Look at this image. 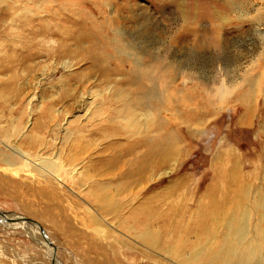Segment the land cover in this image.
Listing matches in <instances>:
<instances>
[{"label":"rangeland","instance_id":"obj_1","mask_svg":"<svg viewBox=\"0 0 264 264\" xmlns=\"http://www.w3.org/2000/svg\"><path fill=\"white\" fill-rule=\"evenodd\" d=\"M0 9V264H235L250 253L246 264H264V0H0ZM117 33L138 50L91 53L98 36L114 43ZM139 83L157 92L151 133L109 123V110L103 126L85 119L88 106L110 108L115 91ZM18 152L62 153L61 163L76 153L86 180L111 177L126 193L96 205L93 182L22 168ZM145 227L155 246L138 237Z\"/></svg>","mask_w":264,"mask_h":264},{"label":"bare ground","instance_id":"obj_2","mask_svg":"<svg viewBox=\"0 0 264 264\" xmlns=\"http://www.w3.org/2000/svg\"><path fill=\"white\" fill-rule=\"evenodd\" d=\"M5 9V8H4ZM8 9V8H7ZM16 8H13V11H12V14H14L15 18H16V15L18 14V11L17 10H14ZM25 9V8H24ZM24 9H22V12L24 11ZM4 11V10H3ZM28 11V10H27ZM26 9H25V12L27 13ZM11 12V11H10ZM31 12V11H30ZM29 14H32L30 13ZM0 13H1V9H0ZM11 14V15H12ZM10 15V16H11ZM13 16V17H14ZM87 17V19L90 18V25L93 24V21L91 20L92 17H90L88 14L84 15ZM28 17V16H27ZM12 18V17H11ZM13 22V21H12ZM84 22V21H83ZM89 22V21H88ZM14 23V22H13ZM82 23V21H81ZM139 23V22H138ZM1 24V23H0ZM82 25V24H81ZM84 25V24H83ZM95 25V24H94ZM102 26V25H101ZM82 27V26H81ZM44 28L46 29H50L52 28V25L51 24H47V23H44ZM65 28V27H64ZM79 28V27H78ZM87 28V26H86ZM102 28V27H100ZM99 28V29H100ZM117 28V27H116ZM3 29V28H2ZM45 29V30H46ZM91 29H94L93 26H91ZM4 30V29H3ZM53 30H60V27H59V23L58 25L56 24H53ZM87 30V29H86ZM85 30V31H86ZM98 30V29H97ZM101 30V29H100ZM114 30V29H113ZM117 31V30H116ZM120 30H118L117 32H119ZM6 32V31H5ZM15 32V31H14ZM60 32V31H59ZM62 32V31H61ZM60 32V33H61ZM66 32V31H65ZM89 32V31H88ZM116 33V32H115ZM4 32L1 30L0 31V71H2L4 69V67H2V65L4 64L2 60V58L4 57V54L2 52V50L4 49V41L6 42V40H4ZM68 35V34H67ZM70 35V34H69ZM103 35V34H101ZM117 35V36H116ZM116 38H115V41L114 43H111L109 41L108 38H105L104 36H98L97 38L100 40L101 42V45L99 47H93V46H90L91 47V50H92V54H95V55H99V54H102V50H107V51H113L114 53H118L120 51H123V50H126V49H129L128 52H134L136 49L138 50L139 47H135L132 45V42H128L130 39L128 38L126 40L123 39L124 36H122L121 34H116ZM141 35V34H140ZM83 36V35H82ZM84 37V36H83ZM95 37V36H94ZM89 38V37H88ZM92 38V37H90ZM6 39V38H5ZM82 40V39H81ZM8 45H6L7 47H11L12 48V51L13 49H16V45H17V40H16V36L12 33H9V36H8V40H7ZM95 42V41H94ZM82 43V42H81ZM89 43V42H88ZM91 43V42H90ZM151 43V42H150ZM158 45V44H157ZM80 46V45H79ZM82 47V46H81ZM146 47V46H145ZM146 49H148L146 47ZM8 50V49H7ZM82 50H83V47H82ZM89 50V49H88ZM90 50V51H91ZM97 50V52L95 51ZM147 51V50H146ZM158 51V50H157ZM136 52V51H135ZM139 52H140V49H139ZM9 54V53H8ZM89 55V56H92ZM105 54V53H104ZM120 54V53H119ZM133 54V53H132ZM140 54V53H139ZM142 54V53H141ZM140 54V55H141ZM147 54V53H146ZM153 54V53H152ZM103 55V54H102ZM109 55V54H108ZM145 55V54H144ZM120 56V55H119ZM154 56V55H152ZM97 57V56H96ZM102 57V56H101ZM109 57V56H108ZM103 58V57H102ZM151 58V57H150ZM154 58V57H152ZM102 60V59H101ZM117 60V59H116ZM19 61V60H18ZM103 61V60H102ZM16 62V59H15V55H11V58H10V61L9 63L12 64ZM90 62V61H89ZM109 62V61H108ZM116 62V61H115ZM7 63V62H6ZM139 63V62H138ZM8 64V63H7ZM105 64V63H104ZM112 64V63H111ZM136 64V63H135ZM154 65V64H153ZM160 65V64H159ZM5 66V64L3 65ZM12 66V65H11ZM136 67V65H134ZM132 67V65H131ZM134 67V68H135ZM139 67V66H138ZM153 67V66H152ZM157 67V66H156ZM8 68V67H7ZM109 68V67H108ZM132 69V68H131ZM136 70V69H135ZM138 70V69H137ZM105 71V69H104ZM150 71V70H149ZM163 71V70H162ZM166 72V71H165ZM107 73V72H106ZM145 72H142V74H144ZM161 73V72H160ZM137 74V73H136ZM141 74V75H142ZM139 75V74H138ZM154 76V75H153ZM149 77V75H148ZM143 78V77H142ZM156 78V77H155ZM134 79H135V72L131 74L130 76V81L134 82ZM139 79V78H138ZM149 79V78H147ZM158 79V78H157ZM162 79V78H161ZM145 80V79H144ZM143 80V81H144ZM147 81V80H146ZM131 82V83H132ZM136 82V81H135ZM138 82V81H137ZM136 82V83H137ZM149 82V80H148ZM163 82V81H162ZM158 83V82H157ZM160 83V82H159ZM130 84V83H129ZM133 84V83H132ZM134 85V84H133ZM160 85V84H159ZM156 86V85H155ZM135 90L134 91H129V90H123V91H115L114 94H113V97L111 98L112 100V104H109V107H107V109L103 110V109H100L99 107H96L95 104H94V108L96 107L95 111L91 112V107L88 106L87 109L85 110V114H84V117L85 119L87 120H97L99 122L100 125L103 126V123L106 122V116H104V114L108 111L106 110H109L111 112V114L114 116L113 117V120L111 119H108L109 120V123H113L114 122H118L120 123L121 127L126 131V132H130V133H133V134H137V135H144V134H148V133H151L153 130H155V128H157V126L160 125V122H158V120L156 121L155 118L153 117V115L150 113V104L148 102L150 96L152 95V93H156L157 92H153V90H150L148 91V88L146 87L147 91L144 90L143 88V85L141 83L139 84H135ZM126 88V87H125ZM120 89V88H119ZM152 89V88H151ZM114 91V90H113ZM155 91V90H154ZM134 92V93H133ZM103 95V94H102ZM159 95V94H158ZM2 97H4V94L1 93V90H0V98L3 99ZM91 99H94V97L90 98V101ZM105 99V98H104ZM114 101V102H113ZM93 100L90 102L91 105L93 104ZM111 103V102H110ZM90 105V104H89ZM94 110V109H93ZM160 113V112H159ZM108 114V113H107ZM155 114V113H154ZM158 116V114H156ZM52 118V117H51ZM80 118V117H79ZM2 120H3V117L0 115V128H1V124H2ZM111 121V122H110ZM11 122V121H10ZM13 123V122H12ZM106 127V126H105ZM13 128L12 129V133L14 134H10V133H7L6 132V136H5V140L8 142V140H10L11 138H13L14 136H16V130H17V127L13 124ZM101 128V127H100ZM104 128V127H103ZM134 129H139V130H134ZM142 129V130H141ZM66 130V129H65ZM107 131H111L112 128H108L106 129ZM159 130V129H158ZM115 131V130H114ZM5 132V131H4ZM76 132H71L69 135L71 136V138L75 135L76 136ZM78 135H79V132H78ZM75 138V137H74ZM169 141H172L174 142L175 140V136L173 134H170L169 137H168ZM4 141V140H3ZM6 142V143H7ZM40 140L39 139H35L33 140V144L34 145H39L40 143ZM3 143V142H2ZM5 143V142H4ZM70 143V142H69ZM147 144V143H146ZM149 144V143H148ZM8 145V144H7ZM6 145V146H7ZM13 146V144L11 145ZM41 146V145H40ZM72 146V145H71ZM74 146V145H73ZM10 147V146H9ZM14 147V146H13ZM149 147V146H148ZM18 148V147H16ZM72 149V148H71ZM83 149V148H82ZM10 150V149H9ZM15 150V149H14ZM74 151V150H73ZM78 152V151H77ZM19 153V152H18ZM79 153V152H78ZM85 153V151H84ZM87 153V152H86ZM21 155V157H19L18 155ZM17 156L19 158H22V160L20 161L21 164L20 166L22 168H26L28 166H31V165H36V166H39L38 167V170L39 169H44L46 170V173H48V175L50 174L52 176L53 179H57L58 181L60 182H64V181H68V182H74L76 181V179L78 177L81 176V178H84L83 177V169H81L79 166L81 165V160L83 159H80L76 153L73 154L72 156H68L65 160L63 161L62 163L60 162L62 160V153H55L54 154V158L53 159H50L48 158L47 156H45V154L43 155H40V153H37V155H33V156H36L35 158L32 157V154L31 153H19ZM5 155V154H4ZM70 155V154H69ZM65 156V155H64ZM51 157V156H50ZM4 162L9 164V165H13V157L12 156H3L2 157ZM52 158V157H51ZM2 160V159H1ZM108 160H106L107 162ZM24 162V163H23ZM105 162V161H104ZM111 162V161H110ZM133 162V161H132ZM88 163V162H87ZM99 162H95L94 160H90V163L89 165L92 166V168L94 167L95 169H97L98 167L95 165V164H98ZM105 164V163H104ZM112 163H109L108 165H110ZM107 165V164H106ZM107 165V166H108ZM133 165V164H132ZM131 164L128 165V166H132ZM18 166V167H20ZM144 167V166H143ZM143 167H138L136 169V173L138 175L139 172H142L143 171ZM130 168V167H129ZM110 171V170H109ZM135 171V170H133ZM81 173L83 175H81ZM143 173V172H142ZM47 175V176H48ZM142 175V174H141ZM140 175V176H141ZM80 178V179H81ZM79 179V178H78ZM88 179V178H87ZM63 180V181H62ZM83 180V179H82ZM85 182H88L90 183L89 181H91V183L93 182L92 180H86L84 178ZM78 181V180H77ZM229 182V181H228ZM94 185L90 186L89 190L91 195H88L89 196H92L93 197V202L94 204L96 205H99L100 202H105L106 205L105 206H110V204L112 203L111 202V199L114 200V197L117 193H119L120 191V194L121 193H126V189L125 187L122 185V184H119L117 186H115L113 184V179L110 177L109 179H101V180H96L95 182H93ZM91 185V184H90ZM80 186V185H79ZM87 188V187H86ZM124 193V194H125ZM95 196V197H94ZM229 197V196H228ZM122 198V197H121ZM136 199V198H135ZM102 206V205H100ZM98 208V207H97ZM128 218V217H127ZM129 219V218H128ZM127 219V220H128ZM135 226V225H134ZM149 229L148 228H144V233L146 234H143V235H139L138 237L140 238H143L145 240H147L150 244L152 245H156V240L154 239L152 241L151 237L148 238L147 236V231ZM247 228H242L241 231H244V232H247ZM251 230V229H250ZM249 233V231H248ZM250 234V233H249ZM264 234V233H263ZM148 235H149V232H148ZM245 234L243 233L241 235V239H244L245 238ZM44 237V236H42ZM45 245L47 246V248L49 250L52 251V249L50 248V246L48 244L45 243ZM53 252V255H54V251ZM52 257V255H50ZM251 256L253 257V255L250 253L248 254L245 258L243 259H240L239 262L235 263V264H246V262L251 259ZM206 260H209V259H206ZM55 263H56V260H55ZM210 263V261H208V264Z\"/></svg>","mask_w":264,"mask_h":264}]
</instances>
